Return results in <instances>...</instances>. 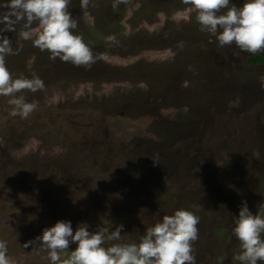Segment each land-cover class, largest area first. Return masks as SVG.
<instances>
[{
  "label": "rangeland",
  "instance_id": "rangeland-1",
  "mask_svg": "<svg viewBox=\"0 0 264 264\" xmlns=\"http://www.w3.org/2000/svg\"><path fill=\"white\" fill-rule=\"evenodd\" d=\"M7 3L6 67L45 85L17 94L37 104L26 119L0 96V241L11 264H52L24 245L58 221L104 230L107 248L139 243L177 210L200 218L196 264H239L236 216L244 201L253 214L264 203V63H247L264 50L219 47L182 0H71L72 32L97 57L77 67L21 39L23 23L9 30Z\"/></svg>",
  "mask_w": 264,
  "mask_h": 264
},
{
  "label": "clouds",
  "instance_id": "clouds-1",
  "mask_svg": "<svg viewBox=\"0 0 264 264\" xmlns=\"http://www.w3.org/2000/svg\"><path fill=\"white\" fill-rule=\"evenodd\" d=\"M71 0H8L5 21L15 31L14 25L23 23L19 36L31 40L40 51L50 53V58H59L73 66L90 67L96 62L92 49L83 37L74 35L77 21L69 9ZM90 0H80L81 8L86 9ZM127 0H114L113 7H119ZM196 13L200 31L208 33L218 42L219 47L235 46L243 53L257 54L264 50V0H244L242 6L230 0H182ZM221 10L224 14L218 15ZM38 26L34 29L32 25ZM114 41V37H108ZM212 42V41H210ZM14 54L11 41L0 36V96L10 97L13 106L12 116L28 118L37 108L36 103L26 102L18 96L24 90L43 91L44 82L39 77L13 78L6 67L5 57ZM102 55H107L104 53ZM264 86V76H261ZM199 217L188 210H177L174 215H166L162 222L149 227L139 243H116L104 247L105 231L89 232L86 223L73 232L71 222L58 221L54 226L45 228L42 234L24 245H37L47 253L52 264H196L192 254L193 242L199 238ZM232 233L239 241L241 252L235 259L239 264H258L264 262V203L259 212L253 214L242 202L234 221ZM123 225L116 226L107 235L109 241H119ZM76 247L66 258L61 253ZM5 241H0V264H11L7 255ZM222 264V260L220 262Z\"/></svg>",
  "mask_w": 264,
  "mask_h": 264
},
{
  "label": "trees",
  "instance_id": "trees-1",
  "mask_svg": "<svg viewBox=\"0 0 264 264\" xmlns=\"http://www.w3.org/2000/svg\"><path fill=\"white\" fill-rule=\"evenodd\" d=\"M262 56H258L256 55L255 57L253 58H249L247 60V63L250 64V65H259V64H263L264 63V52L261 53Z\"/></svg>",
  "mask_w": 264,
  "mask_h": 264
}]
</instances>
